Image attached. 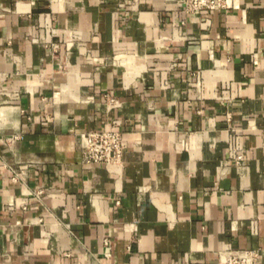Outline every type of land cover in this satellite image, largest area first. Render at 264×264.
I'll return each instance as SVG.
<instances>
[{
  "label": "crops",
  "instance_id": "0c3cea01",
  "mask_svg": "<svg viewBox=\"0 0 264 264\" xmlns=\"http://www.w3.org/2000/svg\"><path fill=\"white\" fill-rule=\"evenodd\" d=\"M227 5L0 0V264H264V0ZM113 121L120 166L82 164Z\"/></svg>",
  "mask_w": 264,
  "mask_h": 264
},
{
  "label": "built area",
  "instance_id": "2783aa9c",
  "mask_svg": "<svg viewBox=\"0 0 264 264\" xmlns=\"http://www.w3.org/2000/svg\"><path fill=\"white\" fill-rule=\"evenodd\" d=\"M228 10L227 0H184V12L193 15L202 12H226ZM35 41V38H32ZM52 53L58 58V45H51ZM58 67L63 69V62L59 59ZM105 102L109 110L119 108L120 102L105 95ZM120 121H113L111 126L104 131L96 130L83 132L80 136L79 152L81 162L84 165H96L110 168L120 166L123 154L126 149V141L122 132L117 130ZM235 166L244 169L246 160L243 154H238L233 159ZM13 181L22 180L25 176L23 171L15 172L11 170ZM36 192V196L41 195ZM263 251L261 249L248 250H224L218 253L217 264H261Z\"/></svg>",
  "mask_w": 264,
  "mask_h": 264
}]
</instances>
